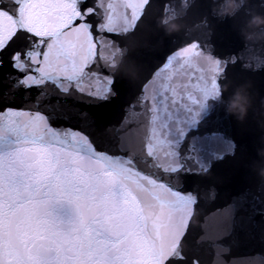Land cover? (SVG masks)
Instances as JSON below:
<instances>
[{
    "label": "snow or ice",
    "instance_id": "snow-or-ice-1",
    "mask_svg": "<svg viewBox=\"0 0 264 264\" xmlns=\"http://www.w3.org/2000/svg\"><path fill=\"white\" fill-rule=\"evenodd\" d=\"M149 4L0 0V66L7 58L22 74L10 77L13 89L52 85L64 96L78 93L107 102L116 95L113 69L119 70L117 57L125 50L102 34L134 32ZM98 59L112 71L100 72ZM254 59L264 66V58ZM229 62L237 57L222 62L192 42L167 58L131 106L145 121L147 157L165 173L192 171L186 161L210 170L198 157L199 130L210 102L218 101ZM209 64L215 75H209ZM57 118L51 111L0 108V264L183 261L181 242L196 196L142 173L131 153L98 151L81 131L54 127ZM234 147L229 142V154Z\"/></svg>",
    "mask_w": 264,
    "mask_h": 264
},
{
    "label": "water",
    "instance_id": "water-1",
    "mask_svg": "<svg viewBox=\"0 0 264 264\" xmlns=\"http://www.w3.org/2000/svg\"><path fill=\"white\" fill-rule=\"evenodd\" d=\"M221 2L188 0L189 7L185 9L184 0H150L134 32L102 34L125 50L122 58L117 57L121 62L115 71L116 95L107 102L78 93L64 96L52 85L13 89L15 80L10 77L22 74L11 68L7 58L0 66V108L55 112L59 118L51 121L54 127L81 131L98 151L123 156L131 153L142 173L184 194L196 196L194 215L181 242L185 259L179 264H193V261L261 264L264 261V177L258 174L264 167V157L257 154L264 147V66H258L254 59L264 58V40L245 41L240 32L250 14L264 15V0H244L235 17L223 18L214 11ZM166 9L175 11V23L179 25V30L171 34L158 25L161 17L171 15ZM192 42L201 44L222 62L230 57H237V62L227 64L219 81L221 86L228 85L227 91H223L222 101L210 102L212 108L199 130L202 142L198 157L211 166L210 170L203 172L198 165L186 161L192 171L165 173L147 157L143 143L146 127L142 126L145 121L136 114L139 109L131 106L167 58ZM97 63L100 72L112 71L103 61L98 59ZM241 84L250 85L252 99L243 122L229 115L224 104ZM229 142L235 145L231 154Z\"/></svg>",
    "mask_w": 264,
    "mask_h": 264
},
{
    "label": "clouds",
    "instance_id": "clouds-1",
    "mask_svg": "<svg viewBox=\"0 0 264 264\" xmlns=\"http://www.w3.org/2000/svg\"><path fill=\"white\" fill-rule=\"evenodd\" d=\"M244 4V0H222V2L214 9L218 17H235ZM176 17L172 15L163 16L158 21V25L163 27L169 34L173 31L179 30V25L175 23ZM264 29V15L252 13L240 29L241 35L245 41L256 42L264 40V31H257ZM119 63V61H118ZM209 75H215V66L209 64L206 66ZM117 71V69H113ZM221 93L218 101L222 100L223 91H227L228 85L220 86ZM250 85H238L236 90L232 93L229 99L224 102L225 111L234 116L238 121L243 122L248 115L249 108L252 104L251 95L249 93ZM257 154L264 157V147L257 150ZM258 174L264 177V167L258 170Z\"/></svg>",
    "mask_w": 264,
    "mask_h": 264
}]
</instances>
